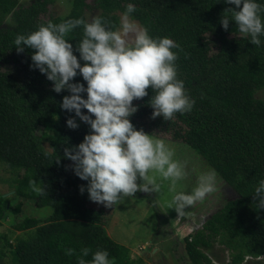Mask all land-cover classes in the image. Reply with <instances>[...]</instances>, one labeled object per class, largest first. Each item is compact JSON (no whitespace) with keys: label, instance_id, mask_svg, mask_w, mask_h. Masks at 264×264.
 Wrapping results in <instances>:
<instances>
[{"label":"trees","instance_id":"16d2710c","mask_svg":"<svg viewBox=\"0 0 264 264\" xmlns=\"http://www.w3.org/2000/svg\"><path fill=\"white\" fill-rule=\"evenodd\" d=\"M128 3L135 8L131 17L150 36H167L180 45L177 76L194 101L190 112L167 121L153 118L149 88L147 96L133 100L137 111L129 118L131 123L137 130L192 149L237 194L184 239L190 262L213 264L204 250L214 242L230 251L227 264H241L247 256L264 260V209H257L253 199L258 181L264 179V101L254 97L264 88V36L255 46L234 22L223 29L220 17L230 16L224 11L234 7L223 0H72L64 17L49 12L51 0H33L26 6L18 0H0V162L25 171L14 193L0 194V224L11 213L12 228L24 236L9 243L0 234V253L7 250L14 264H78L77 257L86 247V261L92 252L106 249L112 264H146L131 260L128 249L104 229L107 210L116 203L105 207L90 201L86 191H79L87 182L73 174L72 162L64 158L65 148L78 145L90 131L78 118V128L66 126L74 113L62 110L60 103L69 93L54 92L52 82L30 67L34 50L18 53L13 44L16 34L30 33L41 24L70 18L87 21L88 13L94 12L117 29L116 13H123ZM7 17L12 19L11 28L2 27ZM82 36L81 25L65 39L75 50ZM76 81L86 86L79 75ZM30 180L44 191H33ZM143 194L137 191L130 196ZM24 206L50 207L52 214L44 221L24 213L21 217ZM69 248L74 250L71 256L65 254Z\"/></svg>","mask_w":264,"mask_h":264},{"label":"clouds","instance_id":"9594fccd","mask_svg":"<svg viewBox=\"0 0 264 264\" xmlns=\"http://www.w3.org/2000/svg\"><path fill=\"white\" fill-rule=\"evenodd\" d=\"M223 2L234 7L225 9L230 16L220 17L221 27L227 30L232 21L239 33L249 38V43L260 46V37L264 36L261 15L264 4L258 0ZM134 10L132 3L125 5L117 29L110 28L98 16L87 21L70 18L58 24L51 21L41 24L30 33L16 34L13 40L18 53L25 48L34 50L30 67L38 69L52 82L54 92L69 93L60 103L62 110L74 113L66 119V126L78 128L76 118L88 125L90 131L78 145L65 148L64 158L72 162L73 174L87 182L79 186V191L82 194L86 191L90 201L105 207L137 191L157 193L160 185L148 175L149 170L170 179L173 185L186 175L163 140L143 129L137 130L129 119L137 111L133 100L147 96L149 88L153 93L148 100L153 118L162 117L167 121L177 113L190 112L194 104L183 80L177 76L175 62L180 45L167 36H150L131 17ZM81 25L83 36L74 50L65 35ZM77 75L86 86L73 82ZM138 178L142 181L139 184ZM218 183L215 169L209 167L202 171L191 191L175 192L174 210L183 216L184 209L205 199L216 190ZM29 185L33 191H44L34 180ZM253 199L257 209H264V179L258 181ZM73 253L71 248L65 250L66 255ZM88 255L89 249L82 248L78 264H112L106 249L92 252L91 259L86 261L84 257Z\"/></svg>","mask_w":264,"mask_h":264},{"label":"rangeland","instance_id":"374dc122","mask_svg":"<svg viewBox=\"0 0 264 264\" xmlns=\"http://www.w3.org/2000/svg\"><path fill=\"white\" fill-rule=\"evenodd\" d=\"M32 1L18 0L22 6ZM51 1L49 12L55 16L64 17L70 11L72 0ZM97 14V12L88 13V17ZM121 14L116 13L119 24ZM2 27L11 28L12 19L7 17ZM254 97L264 101V88L257 90ZM159 139L172 149L173 159L184 168L185 177L173 185L170 179H164L154 170H149L148 175L160 185L159 191L157 193L139 191L144 193L143 199L138 195H136L138 198L126 195L119 199L111 209L107 210L109 219L104 229L114 242L120 245L125 243L129 258L133 261L141 259L146 264H192L186 254L184 239L201 229L214 213L219 211L226 202L236 198L237 194L219 178L214 192L207 194L202 201H197L184 209L183 216L177 213L172 204L175 192L191 191L196 186L200 173L209 166L189 147L172 142L169 138ZM24 173V170H13L0 162V194L9 196L14 193L17 181ZM140 182L142 181L138 178L137 183ZM23 213L44 221L52 214V208L24 206L20 213L21 217ZM13 223V216L7 213L5 220L0 224V234L4 235L9 243H14L17 236H24L23 232L12 228ZM204 251L213 264H227L230 261V251L216 242L210 249ZM0 264H14L7 250L0 253ZM241 264H264V260L263 257H246Z\"/></svg>","mask_w":264,"mask_h":264},{"label":"crops","instance_id":"0c3cea01","mask_svg":"<svg viewBox=\"0 0 264 264\" xmlns=\"http://www.w3.org/2000/svg\"><path fill=\"white\" fill-rule=\"evenodd\" d=\"M125 243H123V246H124Z\"/></svg>","mask_w":264,"mask_h":264},{"label":"built area","instance_id":"2783aa9c","mask_svg":"<svg viewBox=\"0 0 264 264\" xmlns=\"http://www.w3.org/2000/svg\"><path fill=\"white\" fill-rule=\"evenodd\" d=\"M248 258V257H247ZM251 258V257H250Z\"/></svg>","mask_w":264,"mask_h":264}]
</instances>
